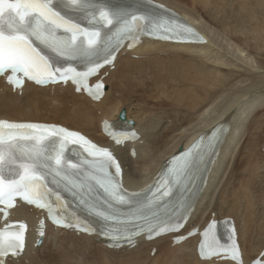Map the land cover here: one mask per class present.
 I'll return each instance as SVG.
<instances>
[{"label":"bare ground","instance_id":"6f19581e","mask_svg":"<svg viewBox=\"0 0 264 264\" xmlns=\"http://www.w3.org/2000/svg\"><path fill=\"white\" fill-rule=\"evenodd\" d=\"M152 1L195 27L207 43L179 45L144 39L132 52L119 54L115 69L106 79L105 97L99 102L83 92L76 94L69 84L47 88L26 84L13 92L0 80V118L61 124L86 134L99 145L114 149L125 169L126 187L137 190L151 184L164 162L180 149H187L217 125L228 123V138L182 233L203 226L212 217L231 220L237 228L243 264H250L258 256L264 259V142L259 141L260 132L264 135V115L258 114V109H264V62L256 66L250 54L257 51L256 56L264 57V0H186L193 10L177 0ZM252 69L260 71L262 81L255 78ZM168 83L174 84L170 91ZM140 87L150 95L143 93L138 98L142 93L135 92ZM45 95L60 98L62 105L57 106L53 100L46 103ZM157 101L171 105L158 108L153 105ZM174 106L187 108V120L179 123L175 115L160 113L163 109L174 111ZM46 109L55 112L54 119L43 118ZM122 110L127 120L134 121L133 129L140 140L115 148L104 137L102 124L106 121L113 130L119 128ZM168 120L173 125L158 135L160 122ZM244 126L251 127L246 135L253 130L257 134L245 138L240 130ZM131 149L135 156L130 155ZM214 182L220 190L217 196L212 193ZM38 214L28 208L10 212L9 220H24L31 228L24 253L17 259H7L6 264H236L201 259L196 250L199 238L178 246L168 237L150 243L139 239L134 248H111L97 236L50 228L40 250H36L34 226ZM61 239L66 244L60 245ZM48 242L54 244L52 251L58 250L54 254L47 251L42 258ZM153 249L156 253L151 256Z\"/></svg>","mask_w":264,"mask_h":264},{"label":"snow or ice","instance_id":"6c2138e0","mask_svg":"<svg viewBox=\"0 0 264 264\" xmlns=\"http://www.w3.org/2000/svg\"><path fill=\"white\" fill-rule=\"evenodd\" d=\"M77 14L87 16L92 27L77 22ZM100 26H115V37L105 39ZM157 33L163 39L194 35L183 23L161 21L150 13L112 10L102 7L98 0H0V75L10 73L7 81L14 87L23 86L21 77L37 85L70 80L77 91L84 90L96 99L105 86L98 81L90 87L87 81L115 60L121 41L126 36L135 40L139 34ZM59 60L66 63L59 65ZM76 60L83 61L86 68L75 67L71 62ZM104 127L116 144L135 136L111 130L108 122ZM197 147L168 161L166 171L145 191L129 192L121 180L122 165L108 148L62 127L0 120V204L12 208L20 198L28 205L46 209L53 223L60 224L55 208L68 207L57 191L62 189L104 223L100 235L119 241L141 232L179 233V243L199 169L209 163L207 157L214 152L215 144L209 140ZM66 152L78 162L69 159ZM52 196L58 203L50 200ZM78 227L94 231L86 222ZM215 228L216 222L211 221L202 233L189 235L202 234L207 240ZM25 229L26 225L20 223L15 231L7 227L0 230V264H6L5 256L23 252ZM40 234L43 236V231ZM206 248L213 246L200 244L205 260L230 252L236 264H243L235 243L230 248L217 246L214 251Z\"/></svg>","mask_w":264,"mask_h":264},{"label":"rangeland","instance_id":"374dc122","mask_svg":"<svg viewBox=\"0 0 264 264\" xmlns=\"http://www.w3.org/2000/svg\"><path fill=\"white\" fill-rule=\"evenodd\" d=\"M180 4H182V5H186V7L187 8H189V9H194L192 6H191V3H189L188 1H186V0H177ZM204 20V22L208 25V27H211V25L208 23V21H207V19L205 18V19H203ZM255 52H257V51H253L252 53H250L251 54V58L253 59V62H254V64L256 65V66H259L262 62H264V57H261L260 55H257L256 56V54H255ZM149 71V70H148ZM148 71H146L147 73H148ZM252 71H253V73L256 71V73H254L255 74V78L257 79V80H261V74L259 73L260 71L258 70V69H252ZM222 73V72H221ZM257 75H259V76H257ZM258 77H260V78H258ZM146 78V77H145ZM137 81H141V79H136ZM262 81V80H261ZM146 82H147V79H146ZM145 82V83H146ZM144 83V84H145ZM143 86V85H142ZM141 86V87H142ZM145 86V85H144ZM141 87L139 88V91H137V92H135V93H137V94H139V93H142V95L140 96V97H138V98H141V97H143V93H144V96H146V94L147 95H150L148 92H147V90H145V89H143V90H140L141 89ZM166 87L169 89V91L170 90H172L173 88H174V84L173 85H171V83H168L167 85H166ZM180 87V86H179ZM145 88H146V86H145ZM108 90H109V88H108ZM152 93V92H151ZM134 94V93H133ZM166 94V93H165ZM167 94H168V92H167ZM263 94H264V92H263ZM50 95H53V93H51ZM19 96L20 97H22V93H20L19 94ZM46 96V100H45V102L46 103H48V102H50V100L52 101H54L55 103H57V106H59V105H62L60 102H59V100L58 99H60V98H53V99H50V96H47V95H45ZM69 97V96H68ZM62 98H64V97H62ZM131 98L129 97V100H130ZM168 103V102H167ZM71 105H72V103H68V107H71ZM153 105H156V106H158V108H160V106L161 107H165V106H170L171 105V103H168V104H166V101L164 102V101H157V102H153ZM153 105H149V106H153ZM160 105V106H159ZM175 107H177V106H174V108ZM166 108V107H165ZM172 108V107H171ZM178 108V107H177ZM50 109H52V108H50ZM186 109V110H185ZM259 111V113L258 114H260V115H262V113H263V115H264V109H258ZM163 112V113H162ZM160 113L161 114H166V115H171V116H176V117H178V122L180 123L181 122V120H183V119H185L186 118V120H187V117H188V111H187V108H185V107H179V109H176L175 108V110L173 111V110H166V109H163V110H161L160 111ZM175 113V114H174ZM43 114H44V116H43V118H48V119H54L53 117H54V115H55V112H51V111H49V109H46V111H44L43 112ZM184 114H186L185 116H184ZM182 115V116H181ZM56 116V115H55ZM160 116V115H159ZM260 117H258V119H259ZM56 119V118H55ZM143 119V118H142ZM257 119V120H258ZM253 120H254V118H253ZM145 121V120H144ZM164 121V120H163ZM146 124V123H145ZM160 127H159V129H158V132H157V134L158 135H161V134H163V130L165 129V128H167V127H170L171 125H173L172 124V121L171 120H168V121H166V123H162V121L160 122ZM142 126H145V125H142ZM255 128V127H254ZM250 129H251V127H249V126H244L243 127V129H240L241 130V132H243L242 133V135L244 134V135H246V133H247V131L249 130V132H250ZM249 132H248V135H246L245 136V138L247 137V136H251L253 133H256L257 134V132L258 131H255V130H253V131H251V135H249ZM262 132H260V140L259 141H261V142H264L263 141V139H264V135L263 134H261ZM242 135H240L241 137H242ZM234 155H236V151H234ZM137 166V165H136ZM216 182H214V184H215ZM217 183H216V187H214V192H212L213 193V196L215 195V196H217L218 194H219V192H220V190H217ZM216 190H217V192H216ZM59 242H61L60 243V245L62 244V243H65L66 244V242H65V240L64 239H61V240H59ZM54 248V244H53V242H48V247H46L43 251H46L44 254H42V258H44L46 255H48V252L47 251H51V253H56L57 252V250L56 251H52V249ZM36 250H40V248H37ZM41 250V251H42ZM151 254V256H154V254H155V249H153V251L150 253ZM63 262V261H62ZM17 263H19V261H17ZM62 264V263H61Z\"/></svg>","mask_w":264,"mask_h":264},{"label":"water","instance_id":"95a60500","mask_svg":"<svg viewBox=\"0 0 264 264\" xmlns=\"http://www.w3.org/2000/svg\"><path fill=\"white\" fill-rule=\"evenodd\" d=\"M119 121H121L122 123H127L126 122V115H125V111H121V113L119 114ZM129 124H133V123H129ZM181 150V149H180Z\"/></svg>","mask_w":264,"mask_h":264}]
</instances>
